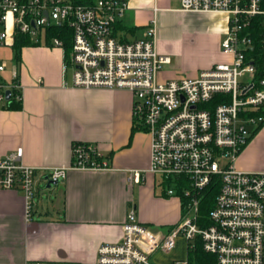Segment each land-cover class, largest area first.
<instances>
[{
    "label": "built area",
    "instance_id": "obj_1",
    "mask_svg": "<svg viewBox=\"0 0 264 264\" xmlns=\"http://www.w3.org/2000/svg\"><path fill=\"white\" fill-rule=\"evenodd\" d=\"M128 7L123 0H97L91 5L0 0V46L12 45L17 32L42 44L48 30L70 29L69 55L61 39L52 40L65 52V80L70 77L71 86L78 89L132 93L135 125L151 136L152 143L150 167L131 172L129 183L140 184L147 173L158 175L165 193L180 198L181 221L160 236L138 220L132 207L122 241L101 245L94 263L27 264H193L192 241L215 258L210 264H264V171L236 167L253 133L264 124V0H181L184 12L226 16L222 50L230 60L216 63L196 78L166 82L159 80V73L171 58L157 50L156 19L144 38L117 36L115 27ZM6 69L7 64L0 62L1 103L7 102V91L12 97L14 88L21 89L16 72L10 84L3 80ZM22 156L20 148L0 158V189L23 194L28 222L33 221L41 171L46 184H59L71 170L110 169L107 158L90 143H74L68 167H31L21 162ZM216 185L214 206L203 217L202 200ZM181 238L187 242L186 258L156 262L155 255L171 253Z\"/></svg>",
    "mask_w": 264,
    "mask_h": 264
},
{
    "label": "crops",
    "instance_id": "obj_2",
    "mask_svg": "<svg viewBox=\"0 0 264 264\" xmlns=\"http://www.w3.org/2000/svg\"><path fill=\"white\" fill-rule=\"evenodd\" d=\"M128 6L115 27L116 34L124 40L144 38L145 32L138 38L128 37L138 30L146 31L153 19L157 20V50L171 58L159 73L160 81L194 78L202 72L201 68L174 64L169 47L162 46L171 14L212 20L215 39L211 45L217 55L204 64L203 71L221 62L223 56L227 57L223 62L230 60L221 53L228 30L225 15L184 12L181 0H128ZM14 44L15 40L10 46ZM64 55L63 49L48 43L27 46L21 50L13 71L4 72L3 80L10 83L13 73L18 74L22 108L9 109L0 102V158L21 148V162L27 166L68 167L74 143H90L107 158L110 169L71 170L64 181L51 188H47L45 172L41 171L31 222L26 220L23 194L0 189V264L94 263L101 245L122 241L123 225L132 207L136 208L138 220L160 236L182 218L180 198L165 193L158 175L147 173L140 184L129 183L131 172L150 167L152 143L149 134L134 131L132 93L72 87L70 77H64ZM236 167L242 171H264V127L241 152ZM181 241L187 245L181 238L177 247ZM175 260L179 259L165 263Z\"/></svg>",
    "mask_w": 264,
    "mask_h": 264
},
{
    "label": "rangeland",
    "instance_id": "obj_3",
    "mask_svg": "<svg viewBox=\"0 0 264 264\" xmlns=\"http://www.w3.org/2000/svg\"><path fill=\"white\" fill-rule=\"evenodd\" d=\"M167 18L168 21L166 22L164 37L161 40V44L166 48L169 47L173 57V63H179L183 66H191L192 68H201L200 70L203 71L202 67L204 64L217 55V49L211 45L215 39V35L211 27L212 20L205 16H189L186 14H171ZM144 32L145 30L143 29L138 30L134 33V35L131 33V37L128 38H138ZM225 38L226 37L224 36L222 42ZM191 39H195V41H192ZM42 45H45V43H42ZM222 52L223 50L221 53ZM226 60L227 57L223 56L221 62L219 63H224L223 61ZM0 62H5L7 64L8 73L12 72L17 62L15 49L11 46L5 49L0 48ZM6 83L10 84L9 81H6ZM263 127L264 124L262 128ZM261 129L259 131H261ZM259 131L257 133H259ZM42 184L44 185V182H42ZM156 226L158 227V225ZM192 244L194 246V250L201 246V244L197 241H192ZM177 248L178 249L170 255L161 253L157 257H154V259L156 262L165 263L166 261L175 258L179 260L186 258L188 255L186 243L184 241L179 242Z\"/></svg>",
    "mask_w": 264,
    "mask_h": 264
},
{
    "label": "trees",
    "instance_id": "obj_4",
    "mask_svg": "<svg viewBox=\"0 0 264 264\" xmlns=\"http://www.w3.org/2000/svg\"><path fill=\"white\" fill-rule=\"evenodd\" d=\"M23 1H27V0H23ZM68 1L72 2L74 5H91L96 3L97 0H68ZM123 1H128V0H123ZM53 38H59L63 41L66 55H69L72 48V33L70 29L65 28V29L48 30L45 43L52 44ZM33 45L37 46L40 44L35 43L33 40L30 39L28 35H24L19 32L16 33L15 44L13 45V48L15 49L16 58L18 62L20 60L21 50L24 47L33 46ZM16 82L20 84L19 78L16 80ZM6 105H7L6 107H8L9 109L20 110L22 108V91L20 88L13 89V95L11 99L6 102ZM262 126L263 124L253 133V136L262 128ZM139 130L142 131V129H140L137 125H135L134 131H139ZM218 189H219L218 185H216L215 187L212 186L204 196L201 205V213L203 217H207L210 210L213 208L216 195L218 193ZM189 256L192 262L194 261L195 263H199V264H210L215 261V258L207 254L202 249V246H199V248H197L192 252L190 251Z\"/></svg>",
    "mask_w": 264,
    "mask_h": 264
},
{
    "label": "water",
    "instance_id": "obj_5",
    "mask_svg": "<svg viewBox=\"0 0 264 264\" xmlns=\"http://www.w3.org/2000/svg\"><path fill=\"white\" fill-rule=\"evenodd\" d=\"M10 99H11V91H7V93H6V100L9 101ZM54 185H57V183H48L47 184V188H51Z\"/></svg>",
    "mask_w": 264,
    "mask_h": 264
}]
</instances>
